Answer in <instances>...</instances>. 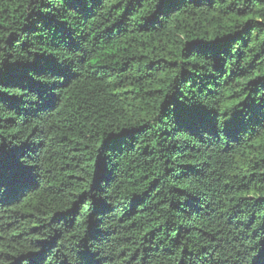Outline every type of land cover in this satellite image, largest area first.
I'll return each mask as SVG.
<instances>
[{"label":"trees","instance_id":"16d2710c","mask_svg":"<svg viewBox=\"0 0 264 264\" xmlns=\"http://www.w3.org/2000/svg\"><path fill=\"white\" fill-rule=\"evenodd\" d=\"M0 264H264V0H0Z\"/></svg>","mask_w":264,"mask_h":264}]
</instances>
